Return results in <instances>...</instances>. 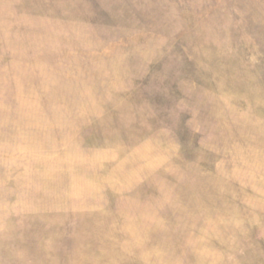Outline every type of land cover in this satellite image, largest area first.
<instances>
[{"label":"rangeland","instance_id":"1","mask_svg":"<svg viewBox=\"0 0 264 264\" xmlns=\"http://www.w3.org/2000/svg\"><path fill=\"white\" fill-rule=\"evenodd\" d=\"M0 264H264V0H0Z\"/></svg>","mask_w":264,"mask_h":264}]
</instances>
